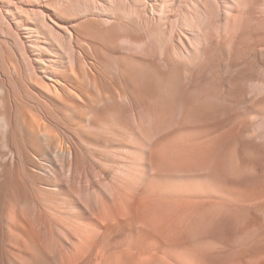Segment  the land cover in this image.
Wrapping results in <instances>:
<instances>
[{
  "label": "rangeland",
  "instance_id": "rangeland-1",
  "mask_svg": "<svg viewBox=\"0 0 264 264\" xmlns=\"http://www.w3.org/2000/svg\"><path fill=\"white\" fill-rule=\"evenodd\" d=\"M23 1L52 30L40 84L0 28V264H264V0L194 56L139 0Z\"/></svg>",
  "mask_w": 264,
  "mask_h": 264
},
{
  "label": "bare ground",
  "instance_id": "bare-ground-1",
  "mask_svg": "<svg viewBox=\"0 0 264 264\" xmlns=\"http://www.w3.org/2000/svg\"><path fill=\"white\" fill-rule=\"evenodd\" d=\"M95 1L97 3L103 4L102 1H97V0ZM139 1L141 3L138 5L137 3H134V5L129 4L130 6L128 5L129 8L132 6L131 7L132 9L133 6L136 5L135 9L132 11L133 12L132 14L135 16L137 21H139L138 22L139 25L141 23L144 26L149 27V30L151 27L160 26L162 20L160 17H157V13L163 14L164 17L168 21H170L168 30L166 29L167 26H165L167 36L155 37L152 34L154 31H152L151 40H148L150 41L148 43L154 45L156 44L165 45V43L167 42V44L169 45L168 42H171V46L169 47L171 48L172 51L176 52L177 54L178 53L182 54V52L188 51L189 49L188 50L186 49V45L187 43H191L192 44V46L190 47L192 49L191 55L194 56L196 55L198 45L203 41L205 37H207L205 30L208 28V25L213 23V18L217 15V13L222 11L225 15L230 17V24H233L237 18V14L234 13V11L237 10L239 5H241L244 0H218L217 3H220V5L218 6H216V4L212 6L211 4L212 0H190L187 8L185 10H182V12L178 14L175 13V5L178 0H159V1L139 0ZM105 3L112 6L113 0H106ZM137 7H139L140 9L138 12L136 10ZM127 9L128 7L126 6V10ZM148 10H150L152 14L150 17L146 15V12ZM30 15L33 18L36 16L35 18L38 23L36 22L31 23L29 21L30 19H28ZM47 19H51L50 15L45 14V12L38 7L29 8L23 0H0V28L1 30H3V32L7 33L9 38H11L12 42L21 52L29 73L40 84H43L42 81L44 80V74H43L45 67L44 64L46 61V57L41 52L47 54L46 53L47 47H45L44 46L45 44H43L42 42H39L37 40V37L35 36L36 34L44 33L47 28L50 31L52 30L51 29L52 24H50L47 21ZM34 30L35 32H33ZM152 30H154V28H152ZM181 30H183L185 33H187L188 30H190L191 31L190 37L186 38L185 35H183L184 37L180 36ZM64 32L66 35H69L70 37L73 36L71 30L67 27L64 29ZM163 32L161 33L163 34ZM167 47L166 50L168 49ZM71 57L76 58V54L73 53ZM50 79L56 82H60L57 78H50ZM47 85L48 88L45 85L46 89H51L55 91H57L58 89L54 84L48 83ZM61 85L63 90L65 89V87H67V85L64 83H62ZM77 99L79 100V97H77ZM48 155H51V157L66 158L67 161H69L70 157H72V154L69 150H65V151L61 150L59 146H57V149L56 147H52L51 150H49Z\"/></svg>",
  "mask_w": 264,
  "mask_h": 264
}]
</instances>
